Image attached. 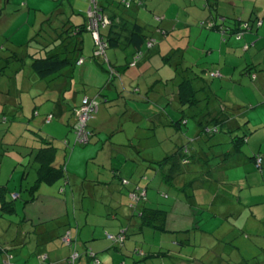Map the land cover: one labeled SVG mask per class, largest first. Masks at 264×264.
Returning a JSON list of instances; mask_svg holds the SVG:
<instances>
[{"label":"trees","instance_id":"16d2710c","mask_svg":"<svg viewBox=\"0 0 264 264\" xmlns=\"http://www.w3.org/2000/svg\"><path fill=\"white\" fill-rule=\"evenodd\" d=\"M149 1L150 0H117V2L112 5L110 0H90V3L85 9L84 13L79 14L83 18L81 22L73 21L74 14H68L65 18H60L59 24H55L57 15L55 12H53L46 14L40 20L38 28L32 35L28 37L27 40L17 43L12 41V39L7 36L8 38L5 37L0 42V49L5 50V52L0 55V61L5 62L4 65L0 66V87L2 88L0 89V122L7 121L10 124V130L8 128V130H6V132H4V134L0 137V149H2V151L8 149V143H6V139L7 137L11 136L13 140L11 139L8 142L13 143L12 145L21 147L18 149V151L23 156V162L24 160L26 162H17L23 167L22 181H26L32 174L34 176L32 179H30L32 183L29 188L25 189V185L23 184L20 191H14L10 194V200L5 199L6 186L0 184V208L7 211L8 214L15 215L17 209L15 206L16 199L21 200L20 203L22 205L31 202L33 199L37 198L38 190L41 185H49V187L57 190L58 196L60 198V200H58V205L60 210L63 211L62 216L59 218H57L59 215L55 216L53 220L50 219V221L46 224L51 225L55 219L58 220V223L55 221L53 229L56 232L57 238L62 242L61 244L64 246L68 244L69 250L65 258L55 260V263H51L49 261L48 264H76L77 261H81L79 264H141V262L144 260L149 262L153 257L155 258L160 256L164 258L166 255L174 258L173 261L177 264H182V262L184 264L185 262L193 261V258H197L194 257V254L192 253L182 252L181 246L178 249L162 250L157 249L160 246L157 245L158 247H154L152 245L151 240L158 242V234L168 235L171 246L175 245L174 241H178L179 244H186V241L188 240V231L186 230L188 229H182L183 227H180L178 230L166 229L164 225L165 211L157 207H147L145 205V203L148 201L146 200L148 191L142 180L148 177L143 169L141 173H137L138 176H135V180L133 182H131V177L128 175L124 176L119 174L117 170H111L112 173H115V175L118 176V182L123 187H125L124 185H128V182L132 183V187L130 189L127 188L128 193L126 192L129 198V205L127 208L131 209L130 212L128 210L127 213L129 216H137L139 219L134 220L132 218L131 221L125 222L123 226H120L115 230L103 228L104 234L102 236L95 237L92 241L101 242L104 240L107 242L104 247L98 246L96 248L92 245V241L83 240V238H78V236L76 237V232L79 228L77 229L78 224L72 218L74 213L81 214L80 207H76V205L82 199L85 201V199L88 198V192L92 188L91 186H93V184L98 185L99 182L96 180H91V178H86L84 175H78L77 172H73V170L68 167L69 157L73 148L78 144L85 145L92 141L95 133L93 126L88 124L87 119L83 127V132H87L86 140L80 141L78 139L77 132L81 128V121L78 119L76 114L77 109H79V107L82 105L83 97H88V99L92 101V106H95V110L90 112V116H94L100 106V102L105 101L108 103V101L111 100L109 97L111 94L110 91H112L114 88H109V84L113 81L112 78L114 76H118L120 75L119 73H121L116 69L118 64L115 66L113 62L110 61L109 57L107 56L106 49H130L132 53L130 59H128L126 62L125 67L134 68L139 64L141 58L150 57L149 53L156 45L165 44L169 45L170 48H179L175 47L173 45L174 43L172 42V39L175 38L174 34L181 30L178 27V17L174 18V14L171 13L167 14L166 12H155L154 5L150 4ZM4 5L5 4H0V8L3 9ZM112 7L114 8L113 15L115 16L111 19L109 17L110 15L108 16L107 14V9H112ZM134 7L138 9L137 13H135L136 15L130 16L129 19L124 18L121 10L128 14L129 12L133 11L132 9H134ZM115 8L119 10H115ZM90 12H92L93 15L95 14L96 16L100 17V19L96 18V30L91 27L92 25H90ZM216 12L217 10L213 13L214 16L216 15ZM167 15L169 16V20H167ZM219 15L222 14L218 13V16H216L218 21H216V19L212 20L209 18L204 19V17L200 18L199 25L201 27L206 26L209 28L210 30H207V32L218 31L223 40L226 37L225 31L228 27L230 31L233 32V36L238 39L251 28L253 21H255L257 26L262 23L260 22L261 19L259 20V18H253L250 20L251 17L242 18L237 16V18L235 17L234 19V21L238 23L237 30L233 31L230 28L231 26L228 25L229 23L227 24L228 20L226 22L225 15L223 14L221 17ZM188 16L191 18V15L187 14L186 19L184 20L185 24H189L188 22L190 21V18H187ZM104 20H107V22H104ZM190 27L191 26L188 27V32L190 31ZM84 31H88L93 35L94 47L92 48L93 51L91 52V58L96 59L103 71H107L109 73V80L102 88H99V91L95 96L85 94L80 97V101L76 105L71 103L67 97L63 99V101H66V104L69 105L70 111L66 113L67 116L62 121L63 123L69 125L70 129L68 130L73 133L74 141L71 142L70 138L68 137H62L58 139L40 129V123L42 121L44 122L52 120L55 117V114L52 112V110L39 114L38 106L43 104L45 101L59 99V97H57V99L53 97L59 90L58 87L55 88V85L59 83L58 80H62L63 82H67V79L71 80L75 68L84 62ZM94 31L98 33L100 39L99 42H96ZM200 31L201 30H199L198 33ZM100 47H103V51L97 53L96 51ZM165 58L168 59L167 56H165ZM10 61H15L16 65L11 74H6L4 73V67H6L7 62ZM179 66L181 67V64ZM176 68H178V66H176ZM160 69H163V66H160ZM185 69L186 70H183V73H186L187 75L183 76L182 73V81L177 83L176 90H171L168 92L169 98H167L168 103L172 102V106L176 109H180L182 114L179 118L173 119L169 116V113L165 107H163L162 109L165 110L164 114H166L165 119L167 122H161V126L172 123L173 125H176L177 128H180L179 125L183 123L186 124L188 122L185 108H181L180 106L191 107V105H194L196 101H198L197 98L193 97L195 94L191 95V93H195L197 90H200L203 92V95L201 94L202 97L200 99L203 100L206 98H203V96L210 98L212 91L210 90L208 83H198L197 87H193V85H191L203 77L196 71L195 73H191L192 69H189L187 66H185ZM202 69L205 71L207 70L204 67ZM207 72L210 78L220 76V72L217 69H211ZM211 72H218V75L212 76ZM252 75L255 79L256 74ZM154 85H151L149 88L151 97H148L147 95V99H145L146 101H150L147 105L148 107H151L154 102L159 104L162 98L155 89L156 85ZM63 90L59 91L63 92ZM209 90L210 93H208ZM66 91L68 92L69 88ZM115 91H117V89ZM49 94H51L52 97H49ZM260 96L261 97H259L258 101L254 105L264 104V97L261 93ZM126 97L127 96H124V103L127 101L125 99ZM209 98L207 104L205 103V109H203L199 115H195L194 120H196L197 123H195L197 129L196 136L187 137V135H184L185 131L182 130L183 133H181L178 138H181V144H179L176 149L174 146H172L174 149L170 155L165 154L162 159H158V166L157 168L155 167L153 169L155 170V177L160 175V181H167L175 178L173 164L171 161L174 163V161L177 160L182 164H187L189 159H208V153H206L205 149L200 147L202 142H199L198 144L195 143V139H200L204 129L212 133L210 136H213L217 132H231L233 130H229V128L232 127L227 124V120L235 121L236 118L233 119L234 115L232 116L231 114L222 112V110H226L225 108L227 107V103H230L233 98L230 97L229 99H226V101H220V104L214 108V111L217 110V113L213 112V108L209 105ZM101 99H103V101ZM229 105L232 106L233 103H230ZM24 109L29 110L27 120H33V127L35 128L28 129L25 126H23V128L18 126L24 124V119L22 118V116L25 117L23 112ZM162 109L159 108L160 115L162 114ZM7 113L11 114L13 118L10 120L8 117L6 118ZM34 115L36 116L34 117ZM200 116L207 117L208 121L210 120V123L208 121L203 123L202 120L199 119ZM237 123L239 122H236V124ZM14 126H16V128H13ZM94 127L99 131L102 129L100 126L96 125ZM253 127L254 129H258L257 125ZM249 128L251 127L246 125V129ZM27 129L31 132L30 134ZM247 135L248 132L245 130L240 137H242V140L245 139V141H247ZM23 136L27 138L25 145L18 143V140H16L18 137L21 138ZM184 139H186L185 142H183ZM233 139L234 138L232 137V144ZM262 139L264 140V136ZM161 141L162 139L159 138L157 149L160 146H163ZM240 149L241 145H237L234 150L232 148V150H227L226 153H222L221 158H218L219 162H217V168H221L219 163L225 161V159H228V161H225V163H231L230 161H232V159L230 157L237 153V151H240ZM261 153L259 152L251 156V158L254 160L255 167L258 169H262L263 155ZM211 154L213 156H217L215 153ZM213 156H210L209 159ZM151 160L152 159H144V162L142 160L141 164L143 165V163L146 162L148 166H150L149 161ZM153 160H155V158ZM235 163L236 162L232 164ZM166 165H168L169 170L165 169ZM229 165L230 167L232 166L231 164ZM26 167L29 169V171H31L30 173L27 172ZM184 168L188 169L190 172L199 173V177L197 178L190 176L191 178L189 182H187V184L181 185L180 189H186L189 187L191 190V187L188 185L190 182L192 183V181L196 179H200L203 182H211L208 187L203 188L202 186L199 188V190L204 189L199 196V198L202 197L199 199V202L201 207L203 204H205L207 206L205 210H209L210 213H212L211 206L213 195L216 193L212 190V187L219 185L225 186L229 179L226 178L223 181L214 180L212 173L213 170L209 167L204 170H202L201 167L190 169V166H185ZM233 180L234 183L236 179ZM233 189L235 188L233 187ZM160 191L166 192L165 190ZM185 191H187V189ZM13 193H15L16 196H13ZM182 194L186 196L187 200H189L190 197H194L195 195L192 193V191L189 195L186 192H182ZM175 195L179 196V194ZM260 196L263 195L256 194L254 196L248 195L245 197L238 194L236 195L234 202L231 203L227 209L219 207V205L215 206L213 217H215L219 222L227 219L237 220L239 218H243L244 213L250 209L249 203L253 205L264 203V199L261 198H257L252 202L248 199H253L254 197ZM148 203L149 202H147V204ZM108 209L109 208H106L104 212H106ZM223 209L225 210L222 211ZM136 211L138 214H136ZM17 214H19V212ZM20 215L21 214H19V216ZM193 217H195L193 222L199 226V224L196 222L197 216L193 215ZM7 221L12 220L7 218ZM244 223L245 226L241 229H254L256 227L251 225L248 220L244 221L243 224ZM23 224L25 225L24 229ZM39 225L40 224L38 222L31 223L26 218L23 219L20 216L19 226L16 228V233L19 235L17 236L16 234V238H19L14 239L11 242L0 241V256H2L4 264H15L13 260H15L16 257L21 254L20 247L17 246L21 241L24 243L23 246H26L27 243L28 245L30 244L28 251L31 253L29 255L34 253L33 250L35 246L32 242L34 241L35 236L29 239H26L25 237L30 236V228L34 227L33 230L37 231V235L42 238L41 233L43 234V232L35 229ZM193 228L194 230L198 229L197 226H193ZM132 232H136V234L139 233L141 235L136 239H133L130 237ZM108 239H110L111 242ZM214 245V248L210 247L206 251L213 253L212 257L210 255H205L206 252L204 254L201 253L200 259L202 260H199L201 264H203V260H207L206 264H264V247L260 248V253L262 255L246 256L245 254L240 253V246L233 244L229 245L227 241L217 239ZM55 247L56 245H53L54 250ZM38 248L39 251L37 252L38 256H40L43 251L40 250V247ZM237 252H239V254L235 255ZM43 256V259H40V264H44V262L49 258L47 253ZM230 256L233 257L229 259L228 257ZM261 256H263V258H261ZM24 264H27L26 259L24 260Z\"/></svg>","mask_w":264,"mask_h":264},{"label":"rangeland","instance_id":"374dc122","mask_svg":"<svg viewBox=\"0 0 264 264\" xmlns=\"http://www.w3.org/2000/svg\"><path fill=\"white\" fill-rule=\"evenodd\" d=\"M80 1L81 0H6L5 4H7V8H4V6L3 10L4 12H13V17L12 19H9L10 23L5 29V32L6 34H9L11 36L10 38L12 39V41H15L17 43L23 42L36 31L39 26L38 24L40 23V20L46 14L55 12L57 15L55 24H59L60 18H65L68 14H70V9L76 7V5ZM84 1V8H87L90 0ZM168 1L169 0H153V3L156 4L155 7L158 12L161 9L167 7L169 3H174L178 6L180 11L179 13H174V18L178 17V27L181 30L178 33L176 32L174 34L175 38L172 39V42L174 43L173 45L175 47L179 48H170L169 45L165 44L156 45L149 53L150 57L141 58L139 64L134 68L125 67L126 62L128 61V59H130L131 56L129 50L124 51L118 49L119 52H117L119 55L118 57L120 59V64H118L116 69L121 72V75L123 74L126 76L124 77L123 82H121L123 86H121L120 88L117 86V91H115L114 89L110 91L111 94L109 97L111 98V100L108 101V103L110 104L105 101L100 102V106L95 115L88 118V124L90 126H100L105 132V135L103 136L104 138L106 136H109V138H112L111 143H119L115 146V149L120 153L122 158L123 156L125 157L127 153L139 155L140 160H143V162L144 159H152L151 161H149L151 167L148 166L146 162L142 165L143 171L146 172L148 177L142 180V182L147 188L148 195L151 194V191L154 190V193L160 195V199L162 198L163 201L166 199V201H162L160 204H157L156 197L151 199L149 198V196H146V200H148L147 202L150 201L148 204H146V206L157 207L165 211L164 225L166 229L178 230L180 227H183L182 229H188L186 230L188 231V240L186 241V244H179L178 241H174L175 245L171 246L168 235L158 234V242L151 240V243L154 247L160 246L157 249L166 250L178 249L181 246L182 252L192 253L194 254V257H197L193 258V261L185 262L184 264H201L199 262V260H202L200 259L201 253L204 254L210 247L214 248V244L217 239L227 241L229 245L233 244L240 246V253L245 254L246 256H260L262 255L260 253V248L264 247V203L256 205L249 203L250 209L244 213L243 218H239L237 220L227 219L219 222L215 217H213V213L215 206L217 205H219V207L227 209V207L234 202V199L238 194L245 197L248 195L254 196L256 194L263 195L260 197H254L253 199H248L251 202L255 201L257 198L264 199V150L260 146V139H262L264 136V104L254 105L256 104L257 98L252 91V86H255L257 82V73L262 74V71L260 72L258 70V67H260L261 63L264 65V50L260 48V45L254 46L255 38L253 39V41H251L249 36H247L248 39L240 36L241 40H239V42L242 43V46L238 49L228 47L229 44L227 40H223L221 36L219 37V39L216 37H205V32L210 29L206 26L201 27L199 25V19L203 18V16L199 15L203 14L206 9V7H203L204 3H202V1L198 2L196 0L192 3H185V0H171V2ZM255 2L260 4L263 3L264 0H256ZM199 5H202V7L200 8ZM211 10L213 11V13L218 10L223 14H226L228 17L227 24L230 21L232 24L231 26H233L234 19L239 13L236 10V7L233 5V0H219V3L217 5L215 3L211 7ZM251 11L253 10H248L246 14H248L249 16ZM171 12L172 9L169 10V14ZM187 13H190L191 15L190 21L188 22L189 24L184 23ZM166 17L167 20H169V16L167 15ZM82 20L83 18L80 15L74 14L73 21L81 22ZM189 26L191 27L190 31L188 32ZM199 30H203V32L198 33ZM84 32L85 33L83 36H85V41H91L92 49L94 47L93 35L88 31ZM246 35L247 34H244L243 36ZM113 50V48H107L106 52L110 53ZM205 50L207 51L204 52ZM209 50H211L212 52H209ZM4 52L5 50L0 49V55H2ZM165 56H167L168 59H166ZM215 58L219 59L218 63H215V65L224 68L223 71H221L222 75L220 77L210 78L207 75V70L205 71L202 68H208L209 65L206 64L207 61H213V59ZM4 64V61H0V66ZM180 64L181 67L179 66ZM15 65V61L7 62L6 67H4V73L11 74L13 72V69L15 68ZM160 66H163V69H160ZM176 66H178V68H176ZM185 66L189 67V69H192L191 73H195L196 71L203 77L201 79H198L194 84L192 83L191 85H193V87H197L198 83H208L212 93L210 94V98L207 96H203V98H206L202 100L200 98L202 97L203 92L195 89L197 91L195 93H191V95L195 94L193 97L197 98L198 101H196L194 105H191V107L180 106L181 108H185L186 118L188 122L186 124L183 123L179 125L180 128H177V126L173 125L172 123L161 126V122H167L165 119L166 114H164L165 110L162 109L163 107H165V109L169 113V116L173 119L179 118L182 114L180 109H176L172 106V102L168 103L167 98H169L168 92L171 90H176L177 83H180L182 81L181 79H183V70H186ZM99 72L100 76H103L97 78V81L101 86L103 83L109 80V73L107 71L101 70H99ZM252 74H256V80H254ZM186 75V73H183V76ZM225 76L230 78H228V80L224 82V85L221 88L218 84L220 80L219 78H224ZM262 77H264V73L262 74ZM249 81L252 86L249 85ZM93 83V87H95L96 82ZM153 83H155V89L160 94L159 96H161L162 98L159 104L154 102L151 107H148L147 105L150 101H146L145 99H147V95L148 97H151L149 88ZM212 85L218 87H214ZM0 89L2 88L0 87ZM210 90L208 91V93H210ZM259 92L262 93V90ZM124 96H127L125 98L127 100L125 103L123 102ZM230 97L233 98V100L230 102L233 103V105L231 106L229 105L230 103H227V107L225 108L226 110H222V112L231 114L232 116L234 115L233 119H236L233 124L239 122L241 124L240 127H243L244 125H249L251 127L246 130V132H248V135L246 136L247 141H245V139L242 140V137H240L243 134V129L229 128V130H233L231 132H217L213 136H210L212 135V133L203 128V134L201 135L199 140L195 139V143L198 144L199 142H202L200 144V147L202 149H205L206 153H208V159H189V162L187 164H182L177 160H175L174 163L171 161V163L173 164V172L175 178L167 181H160V175H157L155 177V170L153 168H157L158 159H162L165 154L170 155L172 150L174 149L172 148V146H174L176 149V147L181 142L178 138L181 133H183L182 130L185 131L184 135H187V137L196 136L197 129L195 125L196 120H194L195 115H199L203 111V109H205V103L207 104L208 98L210 102L209 105L214 109L217 107V105L220 104V101H226V99H229ZM101 100L103 101V99ZM128 102H131L136 108L137 118H134L135 113L129 108L130 105ZM103 105H105L106 108H102ZM159 108L162 109L161 115ZM52 109H54L52 100H49L38 106L39 114L46 113L47 111H51ZM156 111L157 113L155 114ZM23 112L25 114V117L22 116V118L24 119V124L18 126H20L21 128L25 126L28 129L35 128L33 127L34 121L27 120L29 110L24 109ZM158 115L162 116L161 122L157 120ZM35 116L36 115H34V117ZM138 116L142 117L138 118ZM7 117L9 118V120L13 118V116L9 113H7L6 118ZM199 119H201L203 123L205 121H208L207 117L204 116H200ZM208 122L210 123V120ZM255 125L258 126V129H254L253 126ZM9 126L10 124L7 121L0 122V137L4 134V132H6V130H8V128L10 130ZM40 127L41 130L58 139L64 136L66 137V135L70 133V141H74L73 133L67 130L65 124L56 115L52 120L44 122L42 121L40 123ZM13 128H16V126H14ZM28 132L29 134L31 133L29 130ZM231 136L235 140V143L233 144L230 141ZM159 138L162 139L161 142L163 146H160L157 149ZM11 139V136L7 137L6 139V143H8V149H5V151L7 152L0 149V184L6 186V200H10L11 191H20L23 184L25 185V189L29 188L32 183L30 179L34 177L32 174L26 181H21L23 167L17 163L23 162V156L18 151V149L21 147L12 145L13 143L8 142ZM26 139L27 138L23 136L21 138L18 137L16 140H18V143L25 145ZM185 141L186 139H184L183 142ZM126 143L129 146H126ZM90 144L91 143L85 145L78 144L76 145V147L84 148L83 146H91ZM111 145L114 146L113 144ZM237 145H241V149L238 153H235L232 157H230L232 161H230L231 163L229 164H231L232 166L230 167V165L227 164L226 170L221 171V174H219V169L217 168V162H219L218 158H221V154L226 153L227 150L230 151L232 150V148L234 150ZM259 152H263L261 153L263 155L262 169L256 168L254 160L251 158L253 154ZM211 153H215L217 156H213ZM91 154V148L87 149L84 153L79 152L75 156L73 154L71 162L72 168L77 169V172L79 173L82 172L83 169L80 168V166L83 164V157H89ZM210 156L213 157L209 159ZM154 158L155 160H153ZM234 162L236 163L232 164ZM23 163H26L25 160ZM185 166H190V169L201 167L202 170L209 167L213 170L212 173H215L213 179H215L216 181H219L221 179L225 180L227 178L229 179L228 182L233 183V179H236V181L234 182V186L219 185L212 187V190L217 193L213 195L211 206L212 213H210L209 210H205V208L207 207L205 204H203L201 207L199 199L202 197L199 198L195 196L190 197V199L187 200L186 197H184V195L182 194V192L185 193L186 189H180L181 184H174L176 183V179H185L187 183L191 177H199V173L189 172L188 169L184 168ZM165 169H168V165L165 166ZM127 178L129 179L128 176ZM157 184L162 185L163 189H165V191L167 190L168 195H165L164 191L158 192V190L155 188ZM191 184L193 186H197L198 191L193 189L195 191L194 194H197L204 190H199V188H201L202 186L203 188L208 187L211 182H203L200 179H196L192 181V183L190 182L188 186H190ZM233 187L235 189H233ZM43 188L48 190L49 185H41L38 192L42 191ZM188 190L189 188L187 189V191ZM175 194H179V196ZM122 197V202L125 205H129V198L127 200V197L125 195H123ZM43 198L46 199L45 197ZM175 198H178L184 203L176 201ZM89 199L97 202L93 208V214H91L89 217L95 221H98L100 217H98L97 213L99 211H104L107 208V205L98 203L97 200L99 198L92 197ZM87 200L88 199H85V202ZM15 203L18 207H20L19 199H16ZM183 209L188 210V216L182 215ZM225 209H223L222 211H224ZM126 210L127 212L128 210L130 212L131 209L126 208ZM58 211L59 210H57L56 207L52 206L50 210L46 209L44 210V212L39 213V216L43 218H49L51 215H53V213L56 215ZM19 214L11 215L8 214V212L4 209L0 208L1 242H11L12 239L19 238H16V228H18L19 226L20 219ZM136 214H138L137 211ZM79 215L81 216V214ZM193 215L197 216L196 222L199 224V226L193 222L194 220L192 221ZM175 216L177 218L174 220ZM7 218H10L13 222L7 221ZM133 219L138 220L139 218L135 216L133 217ZM180 219H189L190 221L182 224V221ZM42 220L43 222L40 223L41 225H45L50 221L45 219ZM247 220L251 225L256 227L254 229H241L245 226V223L243 224V222ZM34 223H37V221H34ZM193 226H197L198 229L194 230ZM6 227H9V229L7 230ZM87 227L93 228V223H91ZM24 228L25 225L23 224V229ZM33 228L34 227L30 228V236L25 238L29 239L35 236L34 241L32 242L35 246L33 250L34 253L29 255L31 253L28 251L30 244L28 245L27 243L26 246L24 245L20 248L21 254L18 255L15 260H13L15 264H24L25 259L27 264H40V259H43V255L46 253L49 255V258L44 262V264H48L49 261L51 263H55V260L57 258L66 257V255L68 254L69 246L68 244H66L65 246L61 244L62 242L57 238L55 231L51 236L40 238L37 235V231L33 230ZM1 229L3 230V232L1 231ZM100 232V236H102L104 234V229L102 228ZM140 235L141 234L139 233L136 234V232H132L130 237L136 239ZM17 236L19 235L17 234ZM108 240L111 242L110 239ZM53 245H56V252H54ZM38 247H40V250L43 251L40 256H38L37 252L39 251ZM237 254H239V252L235 253V255ZM205 255H210L212 257L213 253L206 252ZM232 257L230 256L228 258L231 259ZM261 258H263V256H261ZM173 259L174 258H171L167 255L164 258L157 256L155 258L153 257L151 259L152 261L150 260L148 262L144 260L141 262V264H177L173 261ZM80 262L81 261H77L76 264H79ZM202 262L203 264H206L207 260H203ZM0 264H4L2 256H0Z\"/></svg>","mask_w":264,"mask_h":264},{"label":"crops","instance_id":"0c3cea01","mask_svg":"<svg viewBox=\"0 0 264 264\" xmlns=\"http://www.w3.org/2000/svg\"><path fill=\"white\" fill-rule=\"evenodd\" d=\"M6 1V0H5ZM112 3V5H114L117 0H110ZM171 2V0H169ZM168 1V2H169ZM196 0H185V3L187 2H194ZM198 2L202 1V3H204L203 7H206L205 12H203V14L199 15V16H203L204 19H216V21H218V18L216 16H218V13H221L223 15L222 12L218 11L216 12V15H213V11L211 10V7L216 3V5L219 3V0H197ZM256 0H233V5L236 7V10L239 12L236 15L240 16L242 18H246V17H251L250 20L254 19H261L260 22H262L259 26L256 25L255 21L252 22V26L251 28L245 33L247 34L246 36H243L245 39H248L247 36L250 37V40L253 41L254 40V46H258L260 45V48L262 50H264V2L263 3H256ZM13 2V1H12ZM87 2V1H86ZM150 4L154 5V9L155 12H157L158 10L156 9V4L153 3V0L149 1ZM0 4H5L4 0H0ZM167 4V3H166ZM4 8H7V4L4 5ZM85 1L81 0L76 7H73L72 9H70V15L72 14H83L85 11ZM199 7L201 8L202 5H199ZM172 9L171 14H174L175 12L180 11L178 6L174 3H169L167 5V7L161 9L159 12H166L167 14H169V10ZM253 10L251 11V13L246 14V12L248 10ZM115 10H119L116 9ZM133 11L127 13H124L122 10V14L124 16V18L129 19L130 16H135L138 11V9L136 7H134V9H132ZM6 12V11H5ZM3 9L0 8V40L2 41L5 37H11L9 34H6L5 29L7 28L9 22V19H12V13L13 12H6L5 13ZM114 12V8L112 7V9H107V14L108 16L112 19L115 15H113ZM188 15H190V13H187ZM222 15H219L220 17ZM226 17V22L228 20V17L226 14H224ZM81 16V15H80ZM187 18H190V16H188ZM223 18V17H222ZM259 22V23H260ZM229 26H231L232 24H228ZM237 26L238 23L236 21L233 22V27L231 26L230 28L234 31L237 30ZM203 30H201L199 33H202ZM226 33V37L225 39L228 42V47L234 48V49H238L240 48L242 45V43L239 42V40H241L240 38H234L235 36H233V32L230 31L229 27L226 29L225 31ZM257 35V38H256ZM7 37V38H8ZM205 37H216L219 39L220 37V33L218 31H211V32H205ZM83 57H84V62L80 65L77 66L75 68L73 77L71 80L67 79L66 81H62V80H58L59 83H57L55 85V88L58 87L59 90H63V92L61 91H57V93H55V95L53 97H55L57 99V97H59L58 100H52L53 104H54V109H52V112L57 115V117L62 121L67 115L66 113L69 112V105L66 104V101L64 102L63 99L65 97H67L69 99V101L71 103H74L75 105L79 103L80 101V97H82L83 95L87 94L90 96H95L98 91L99 88H102L106 83H103L100 86V83L97 81L98 77H103L100 76V72L99 70L103 71V69L100 67V65L97 63L96 59L91 58V41L87 40L85 41V36L83 37ZM233 38V39H232ZM246 41V40H245ZM210 47V46H209ZM114 50L111 51L110 53H107V56L109 57L110 61L113 62V64L116 66L117 64H120V59H119V55H118V49L113 48ZM122 50H124V48H121ZM130 53H132V51L130 49H126L124 51H128ZM233 50V49H231ZM118 51V52H117ZM206 52V51H204ZM209 52H212L211 50ZM126 58V57H125ZM219 59L215 58L213 59V61H207V65L208 68L206 67L207 71L209 70H213V69H217L220 72V76L221 71H223L224 67L221 66H216L215 63H218ZM117 67V66H116ZM226 67V66H225ZM261 67V68H260ZM260 67H258V70L261 72L262 74L264 73V65L261 63ZM205 68V67H204ZM225 72V71H224ZM121 75V73H119ZM131 74V73H129ZM261 73H257V82L255 84V86H252V84L249 81V85L252 86V91L255 94L257 101L259 99L260 96V92L262 90V95L264 97V77H262ZM114 76L112 78V82L109 84V88L113 87L115 90L121 86H123V84L121 82H123L124 77H126L125 75H121V76ZM208 75V74H207ZM218 76V77H220ZM227 76V74H226ZM224 77V78H219V87H223L224 82H226L228 80V78L230 77ZM209 77V75H208ZM256 80V77L255 79ZM96 82L95 87H93L94 83ZM151 85H154L151 84ZM118 86V87H117ZM214 87H218L213 85ZM63 88V89H62ZM69 88V91L67 92L66 90ZM68 94V96H67ZM64 95V96H63ZM49 97H52L51 94L48 95ZM256 101V102H257ZM47 102V101H45ZM44 102V103H45ZM129 108L135 113L134 118H137V110L136 108L133 106V104L131 102H129ZM102 108H106L105 105H103ZM213 112L217 113V110ZM156 114V112H155ZM142 117V116H138ZM161 117L162 116H158L157 120L161 122ZM63 122V121H62ZM234 120L232 121H228L227 120V124L232 127L233 129H243V131L248 130L246 129V125L243 127H240L239 123H235L233 124ZM65 124V123H64ZM67 130L70 129L68 124H65ZM95 125H93V129H94V137L92 138V141H90L89 143H91V146H83L84 148H78V147H74L71 155L69 157V161H68V167L70 165V169L73 170V172H77V169L72 168L71 162H72V156L74 154V156L79 153V152H85L87 149L91 148L92 149V154L89 157L84 156L83 157V164L80 166V168H82V172H77L78 175H84L86 178H91V180H96L99 181L98 185L93 184V186H91L92 188L89 190L88 192V200L85 202L83 201V199L76 205V207H80V213L81 216L79 214H73V219L76 221V223L78 224L77 227V235L78 238H83V240H90L92 241L95 237L100 236L101 232L100 230H102V228H110L111 230H115L118 229L120 226H123L125 222H129L132 220L133 216H129L127 213L126 208L128 207V205H125L122 202V196L125 195L128 200V195L127 193L125 194V192H127V188H131L132 187V183L135 180V176H138L137 173H141L142 172V162L139 158V155H134V154H127L126 156L123 158L121 157L120 153L115 149V146L118 145L119 143H111V139L109 138V136H106L105 138L103 137L105 135V132L103 131V129H101L100 131L94 127ZM136 134V133H135ZM65 137V136H64ZM70 138V133H68L66 135V138ZM181 139V138H180ZM230 141L232 143V136L230 137ZM234 139H233V143H234ZM264 140L260 139V146L262 148H264V144H263ZM87 143V144H89ZM111 144H113L114 146H112ZM181 144V142H180ZM124 145V144H121ZM126 146H129L127 143L125 144ZM197 146V145H195ZM239 151H237L238 153ZM225 161H228V159H225ZM225 161L219 163V165H221V168L219 169V174H221V171L226 170L227 164L225 163ZM20 164V163H18ZM21 165V164H20ZM229 166V165H228ZM27 168V167H26ZM111 170H117L119 172V174L121 175H128L131 180V182L129 183V187L128 185H124L125 187H123L122 185L119 184L118 182V176L115 175V173H112ZM169 170V168H168ZM27 172L30 173L31 171H29V169L27 168ZM26 172V173H27ZM190 172V171H189ZM215 176V173L213 172V177ZM180 177V175H179ZM80 178V177H79ZM154 180V179H153ZM215 180V179H214ZM224 179H221L220 181H222ZM22 181V179H21ZM234 181V180H233ZM189 182V181H188ZM175 184H187L185 179L180 180V179H176V183ZM226 185H233L234 183H226ZM191 190L189 189L188 191H185L188 195L191 193H195V190L198 191L197 186H193L192 184L190 185ZM129 188V189H130ZM155 188L160 191V190H165L163 189L162 185H156ZM189 188V187H188ZM186 188V189H188ZM40 190V188H39ZM43 191V192H42ZM42 191L38 192V196L36 199H33L31 202H28L25 205H22L20 203V207H18L16 204V212L15 214H17L18 212L21 213V217L23 219H27L29 220V222L33 223L34 221H37L39 224L43 222L42 219L45 220H53V218L55 216H58L57 218H59L60 216H62V212L60 210L59 207V202L58 200H60L57 190L49 187L48 190L44 189ZM154 191V190H153ZM153 191H151V194H147L151 199H153L154 197H156V201L158 204H160L163 199L161 200L159 197L160 195H156V193H154ZM169 191V190H168ZM14 192V191H11ZM10 192V194H11ZM202 192V191H201ZM200 193H197L194 195L199 197L201 195ZM166 195H168L167 190L165 192ZM185 196V195H184ZM43 197H45L46 199H44ZM99 198L97 201L100 204H106L107 208H109L108 210H106V212L104 211H99L98 217L99 220L95 221L92 218H90L89 216L91 214H93V208L96 205V201L89 199V198ZM186 197V196H185ZM114 198V199H113ZM113 199V200H112ZM176 201H180L178 198H175ZM46 200V201H44ZM21 201V200H19ZM166 199L163 201L165 202ZM150 202V201H149ZM181 203H184L183 201H180ZM147 204V202L145 203V205ZM54 206L57 208V210L59 209V211L57 212V214L55 215L53 213V215H51L49 218H43L41 216H39V213L44 212V210H50V208ZM62 209V208H61ZM188 210L183 209L182 211V215L183 216H188ZM50 212V211H48ZM54 212V211H53ZM184 212V213H183ZM18 215V214H17ZM19 216V217H20ZM203 216V215H202ZM201 216V217H202ZM200 217V218H201ZM177 217H174V220ZM182 221V224L190 221L189 219H180ZM195 220V217L192 216V221ZM55 221L57 222L58 220L55 219ZM55 221H53L51 223V225H39L38 227H36L35 229L43 232V234L41 233V236L43 238H46L48 236H51L54 234V225H55ZM91 223H93V228H88L87 226L90 225ZM9 224V223H8ZM3 229V228H2ZM1 229V231L3 232V230ZM5 229V228H4ZM6 229L8 230L9 227ZM53 229V230H52ZM59 233V232H58ZM61 234V233H60ZM59 234V235H60ZM14 240V239H12ZM89 241V242H90ZM88 242V243H89ZM16 243V242H14ZM23 242L21 241L17 246L18 247H22L23 246ZM107 244L106 241L102 240L101 242H97V241H92V245L94 247H104ZM57 249L54 250V252H56ZM21 253V252H20ZM110 256V255H108ZM107 256V257H108ZM62 258H57L56 260H60ZM106 259H110V258H106Z\"/></svg>","mask_w":264,"mask_h":264},{"label":"built area","instance_id":"2783aa9c","mask_svg":"<svg viewBox=\"0 0 264 264\" xmlns=\"http://www.w3.org/2000/svg\"><path fill=\"white\" fill-rule=\"evenodd\" d=\"M89 15L91 16V18L89 20L91 22L90 25H92L91 27L94 28V30H96V20L100 19V17L96 16L95 14L93 15L92 12H90ZM104 22H107V20H104ZM94 36H95L96 42H99L100 39H99L98 33L96 31H94ZM101 51H103V47H100L96 52L98 53ZM211 75L212 76L218 75V72H211ZM94 110H95V106L94 107L92 106V101L91 100L89 101L88 97H83L82 105L79 107V109H77V112H76L78 119L81 121V128L77 132V137L80 141L86 140V135H87L86 133L87 132H83V127H84L87 119L90 117V112H92ZM13 196H16V194L13 193Z\"/></svg>","mask_w":264,"mask_h":264}]
</instances>
